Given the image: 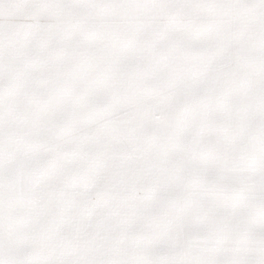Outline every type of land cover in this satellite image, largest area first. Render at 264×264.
Instances as JSON below:
<instances>
[{"label": "snow or ice", "instance_id": "obj_1", "mask_svg": "<svg viewBox=\"0 0 264 264\" xmlns=\"http://www.w3.org/2000/svg\"><path fill=\"white\" fill-rule=\"evenodd\" d=\"M0 264H264V0H0Z\"/></svg>", "mask_w": 264, "mask_h": 264}]
</instances>
